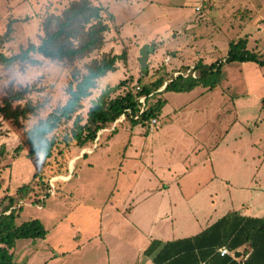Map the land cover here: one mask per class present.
I'll return each instance as SVG.
<instances>
[{
  "label": "rangeland",
  "instance_id": "obj_1",
  "mask_svg": "<svg viewBox=\"0 0 264 264\" xmlns=\"http://www.w3.org/2000/svg\"><path fill=\"white\" fill-rule=\"evenodd\" d=\"M72 1L0 0V52L12 56L29 43L39 45L44 18L61 14ZM92 2L104 8L110 26L105 52H125L127 57L83 102L84 108L78 112L80 125L85 124L95 102L105 96L114 99L126 91L116 88L121 81L131 79L129 89L134 91L136 85L142 87L160 78L168 82L177 72H186L201 60L198 53L205 65L224 60L229 44L248 33L252 35L256 28L260 33L250 38L248 49L264 61V0H235L233 11H224L221 0ZM251 20L254 28L245 31ZM9 27L11 32L6 35ZM35 58L41 65L18 63L9 69L0 65V105L10 90L24 87L31 93L26 101L15 105L24 106L27 100L44 105L37 114L21 120L18 127L0 118V150L7 152L0 158V198L30 185L33 190L19 203L23 209L16 223L37 219L47 231L45 239L16 241L8 251L14 254L13 264H143L141 250L152 236H192L230 209L252 215V192L264 184V67L254 62L226 64L219 85L213 89L198 85L190 92H158L150 103L168 96L179 113L171 117L170 109L161 113L155 135H146L141 126L132 128L122 120L100 132L92 148L80 149L70 140L73 120L64 123L50 135L58 144L53 156L45 159L43 154L29 157L27 146L19 154L14 151L24 144L30 129L66 104L71 73L75 67L83 69L84 63L51 62L39 55ZM187 63L190 68L184 66ZM165 125L163 137H200L214 144L232 127L225 143V161L205 159L204 152L189 155L190 150L175 144L151 158L155 148L148 138L159 137ZM237 146L238 159L229 161L227 153ZM94 149L95 154H90ZM180 161V168L188 170L184 184L191 186L182 192L187 197L198 192L202 195L200 207L213 209V214L206 215L207 222L197 221L199 215L188 220L184 217L187 208L179 202L170 206V199L177 202L174 188L166 193L157 190L160 180L172 177L161 168ZM234 168L239 169V175L231 174ZM229 173L231 178L235 176L229 187L222 182L216 187L217 181L211 184L215 177L230 178ZM52 180H56L54 194L50 193ZM208 195H213V200ZM168 211L173 212L172 217L165 216Z\"/></svg>",
  "mask_w": 264,
  "mask_h": 264
},
{
  "label": "trees",
  "instance_id": "obj_2",
  "mask_svg": "<svg viewBox=\"0 0 264 264\" xmlns=\"http://www.w3.org/2000/svg\"><path fill=\"white\" fill-rule=\"evenodd\" d=\"M110 19L113 21L114 15ZM42 31L44 36L39 45L29 43L12 56L0 52V65L8 69L18 63L39 66L41 61L35 58V55H39L51 62H83V69L75 67L71 73L66 104L55 109L46 119L40 120L30 129L24 144L14 152L19 154L27 146L29 157L43 154L45 159H50L58 144L55 137L50 135L72 120L74 128L70 140L80 149L92 148L98 134L110 128L123 115L124 122L130 123L132 128L141 126L148 134L151 120L160 117L167 103L161 97L155 103H150V96L154 97L166 82L162 78L142 85L138 93L129 89L131 79L121 81L116 88L124 87L126 91L114 99H106L105 96V99L95 102L88 110L85 124L80 125L82 117L78 112L84 108L83 102L92 96L104 78L117 71V63L120 60L126 61L127 57L125 52L121 55L105 52L110 26L104 18L103 7L95 5L92 0H74L61 14L46 16L42 21ZM10 32L11 27L6 35ZM247 46V38L232 41L224 60L210 65L198 62L194 66L196 78L173 79L167 83L162 93L190 92L198 85L213 89L219 85L222 68L226 64L254 62L264 67V61L259 54L248 50ZM30 93L29 87L10 90L0 105V118L11 121L18 127L21 120L37 114L44 105L37 106L28 100L24 106L15 105L26 101ZM140 97H146L148 105L142 114L138 101ZM65 142L69 144L68 140ZM6 153L1 149L0 158ZM41 172L34 178L40 176ZM29 186L19 188L15 195L0 198V264H13L14 254L8 251L16 241L45 239L47 236L40 220L16 223V218L23 209L19 203L28 199L33 190ZM47 192H44L46 198L49 196ZM223 247L234 252L235 256L222 257L218 250ZM238 253L242 255L237 257ZM144 256L150 258L153 264H264V219L230 212L194 237L167 242L153 240L144 251Z\"/></svg>",
  "mask_w": 264,
  "mask_h": 264
},
{
  "label": "crops",
  "instance_id": "obj_3",
  "mask_svg": "<svg viewBox=\"0 0 264 264\" xmlns=\"http://www.w3.org/2000/svg\"><path fill=\"white\" fill-rule=\"evenodd\" d=\"M201 1L202 2H207V0H205V1L204 0H201ZM210 1H212V0H210ZM216 1L214 0V2H216ZM222 1H223V6L221 8H223L224 11H233L234 10L233 8H235V6H233V3H234L235 0H221V2ZM252 2H254V0H252ZM219 8H220V6H219ZM248 8H249V10H252L251 7L248 6ZM262 17H264V15ZM251 26L254 28V26L252 25V20L247 23V26L244 27L245 31L246 30H250ZM256 30H257V28L252 31V35H250L251 33H248V34H246V37H245V35H244V37H238L235 41H238L239 39H242V38H247L248 39V44H249L250 38L256 37L257 34L260 33L259 31H256ZM247 48H248V46H247ZM228 50H229V46H228V48L226 50L227 53H228ZM198 55L200 56V59L201 60H198L197 63L200 62V61L203 62L201 54L198 53ZM189 63H187L186 65H184V64L183 65L186 66L187 68H190L189 67V65H190ZM203 64H206V63L203 62ZM184 66H181V67H184ZM176 68H180V67H176ZM166 83L167 82H165V84ZM163 87L161 88V91L159 93H162L164 91L163 90ZM165 100L167 101V103H166V105L164 106V108L162 110V114L163 113L165 114L170 109L169 116H170V114H172L174 116L177 115L179 113L177 111L178 109H176V108L173 109V105L170 104V101L168 99V96L165 98ZM162 114L160 115L159 118H161ZM159 118H158V121H159ZM119 121H120V119L117 122H119ZM166 126L167 125H165L164 128L160 130L161 131L160 132V135L159 134L157 135L159 137H154L153 136V137H149L148 138L149 139V142H151L153 144V146L155 148V152H156V154H155V152H153V155L151 156V158H156L155 155H157V156L159 155L160 156V153H164V152L169 151V149L172 147V144H175L177 147H180L183 150H185V149L190 150V154L189 155H194V153H196V152H197V154L199 152L200 153L201 152H204L207 155V157L205 159L211 158V160L214 159L215 161H218L219 159H221L222 161H225L224 160L225 159L224 158V155H226V152H224L225 143H226V140L228 139L227 136H229V134L231 133L232 127L226 131V135L224 137H220V139L217 142H215V144H214V143L209 142V140H207L206 138L204 139V138H200V137H163L161 135V133L164 132V130L166 129ZM158 129H159V127H158ZM156 133H157V131H154L152 133H150L148 131V134H146V135H149V134L155 135ZM150 139H152V140L150 141ZM132 140L134 141V138H132L130 140V142ZM135 140H137V139H135ZM96 142H98V139H97ZM111 142L112 141H110L108 143L109 146L112 144ZM156 145H157V147H156ZM95 150L96 149H94L93 151L91 150V153L90 154L93 153L92 155H94L95 154ZM238 150H239V146L236 147V150L234 148V150H231L229 153H227V156L229 157V161H231V158H233L235 160L238 159V156H239V151ZM92 155H89V156H92ZM187 159L188 158H185V161L184 162H187ZM152 163H154V162H152ZM180 164H181V161L178 162V163H176V164H167V165H165V166H163L161 168L163 170V172L165 171V172H168V173H172V177L165 178L166 180L165 179L160 180V183H158L157 190L166 193V191H170L171 189L174 188V190L178 194L177 195V202L175 203L174 200H171L170 199V203H171L170 206H172V205H178V202H179V204H182V205L186 206L188 213H184V217H187L188 220L193 221V220H195L194 218H196L195 216L196 215H199L197 221H199V222H202V221L203 222H207L208 218L206 219V215L207 216H210V214H213L212 213L213 212V209L210 207V209L208 211H205L204 209H202L200 207V205H201L200 202L202 201V195H198V192L194 196H192V197H187L186 194L184 192H182V189H184V188L185 189H190L191 186L184 184V180H185V177H186V175L188 173V170L186 171L183 168L181 169L180 166H179ZM145 168L146 167L144 166L143 170ZM152 171H154V170H152ZM229 171H227V174H228ZM231 172H232L231 174L239 175V169L238 168L237 169H235V168L232 169ZM234 175L231 178L230 177V173H229V177L230 178H227L228 177L227 176L226 179L221 178V176H220V178L215 177V178H213L211 180V184L213 185L217 181L216 187H219L218 186L219 182L220 183L221 182L222 183H226V186L229 187V185H231V183L235 179V176ZM236 178L239 179L238 176H236ZM220 185L222 186V184H220ZM261 185L262 186H260L259 189L255 190L257 192H254V193L252 192V208H251L252 209V215L245 214L244 212L241 213L238 210L230 209L223 216H225L226 214H228L230 212H238L240 215L245 216V217H253V218L264 219V184H261ZM205 187H203L201 189H205ZM216 195L219 196V194H216ZM212 196L213 195H208L207 197L208 198L211 197V200H213ZM208 200L209 199H206V203L207 204H208ZM211 200H210V203H211ZM256 200H258V202H257L258 205L255 204ZM126 213H128V212H126ZM133 213H134V210H132L128 214L131 217V215ZM165 216L166 217H172L173 216V212L172 211H168ZM223 216H221L220 218H222ZM220 218H218L217 220H215L211 224H207L205 227H202V228L200 227L198 229L199 232L196 233V234H194V235H192V236H188V237H178V238L175 237L174 238L173 236L170 235L171 239H168V238H158V237H155V236L150 237L149 240L147 241L146 246L142 247V250H141V254L143 256V259H144V251L148 248V246L150 245V243L153 240H161V241L167 242V241H173V240H178V239H184V238L194 237V236L198 235L199 233H201L202 231H204L205 229H207L210 226H212ZM160 235H164V233L163 232H160ZM138 260H140V258ZM143 264H153V263H152V261H151L150 258L145 257V261H143Z\"/></svg>",
  "mask_w": 264,
  "mask_h": 264
},
{
  "label": "built area",
  "instance_id": "obj_4",
  "mask_svg": "<svg viewBox=\"0 0 264 264\" xmlns=\"http://www.w3.org/2000/svg\"><path fill=\"white\" fill-rule=\"evenodd\" d=\"M196 10H197V11H200L201 8H200V7H197ZM178 77H183V78L192 77V78H196V77H197V72L195 71L194 67H192V68L188 69L186 72H177V73H176V76H175L173 79H176V78H178ZM173 79H171V80L168 81V82H171ZM168 82H167V83H168ZM167 83L164 84L165 86L163 87V90L165 89ZM140 89H141V86H138V85L135 86V92H136V93H138V92L140 91ZM160 91H161V89H160L158 92H160ZM150 97L152 98V95H151ZM138 101H139V105H140V114H142V113H143L144 111H146L147 108H148L146 97H140V98L138 99ZM124 118H125V116L123 115V116L120 118V121L124 120ZM135 119H138V117H135ZM158 127H159V121H158V119H152L151 122H150V126H149V128H148V131H149L150 133H152V132L156 131V130L158 129ZM55 181H56V180H55ZM55 181L53 182V180H52V181H51V184H50V185H51V189H50V193H51V194H54V190H55V185H54V183H55ZM218 252H219V254H220L222 257H223V256H231V257H234V256H235L234 252H231L229 249H227V248H225V247L220 248V249L218 250Z\"/></svg>",
  "mask_w": 264,
  "mask_h": 264
},
{
  "label": "water",
  "instance_id": "obj_5",
  "mask_svg": "<svg viewBox=\"0 0 264 264\" xmlns=\"http://www.w3.org/2000/svg\"><path fill=\"white\" fill-rule=\"evenodd\" d=\"M241 255H242V253H238V254H237V257H240Z\"/></svg>",
  "mask_w": 264,
  "mask_h": 264
}]
</instances>
